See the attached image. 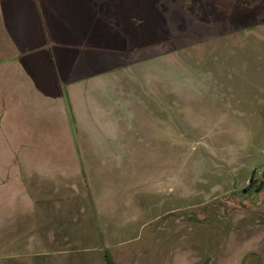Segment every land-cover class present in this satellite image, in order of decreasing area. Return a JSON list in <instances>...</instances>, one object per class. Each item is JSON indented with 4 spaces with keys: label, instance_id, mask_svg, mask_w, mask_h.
I'll list each match as a JSON object with an SVG mask.
<instances>
[{
    "label": "rangeland",
    "instance_id": "374dc122",
    "mask_svg": "<svg viewBox=\"0 0 264 264\" xmlns=\"http://www.w3.org/2000/svg\"><path fill=\"white\" fill-rule=\"evenodd\" d=\"M25 2L0 0V264H264V0H93L118 40L88 46L58 39L80 3ZM76 47L105 72L50 101Z\"/></svg>",
    "mask_w": 264,
    "mask_h": 264
},
{
    "label": "crops",
    "instance_id": "0c3cea01",
    "mask_svg": "<svg viewBox=\"0 0 264 264\" xmlns=\"http://www.w3.org/2000/svg\"><path fill=\"white\" fill-rule=\"evenodd\" d=\"M62 1H66L67 3L70 1V3L74 4V3H80L83 7H85V9L88 11H83L86 14V17H84L83 19L78 21H75L74 23H72V25H75V28H63L60 33L58 34L60 38V41H62L61 39L67 37L66 35L71 36L73 39H70L72 41H76V42H83L84 44L90 42L92 39H94V36H98L97 38H99V36L101 37H105L104 39L108 38V36H111V38L114 39V43L116 40H118V37L116 36V33H114V29L111 28V24H109L108 22L105 21H98L95 22V13L92 10H90L88 7L89 5H93V0H62ZM25 5H27V0L24 3ZM26 10L24 12V17L27 20L26 24H25V34L23 35V37L21 36V39L23 41L24 44L29 43L30 39V33H29V22L33 21L34 22V29L36 30L37 34H40V38H42L43 36V32H42V20H43V12L46 13V17L47 19H49V11L48 10H40L37 8H29V7H25ZM57 9V8H56ZM55 9V10H56ZM54 10V11H55ZM15 14V12L13 13ZM58 15V14H56ZM16 19V17L13 18V20ZM14 22V21H13ZM10 26V25H9ZM81 26H85V29H81ZM11 31L13 32V30L15 31L14 25L12 28H10ZM21 31V28H20ZM45 34V31H44ZM15 35V33L13 34ZM68 36V37H69ZM80 36V38H78ZM16 37V36H15ZM40 38L37 37V39L39 40ZM103 40V39H101ZM86 46H88V44H86ZM85 49V48H84ZM34 50V49H33ZM86 51H88L86 49ZM31 52V50H26L25 52L21 53L20 58H22V56L28 55ZM94 53V51H92ZM60 53L61 56H59ZM57 56L66 59V58H72L71 64H69L68 62L65 63L64 65H62L61 68V72L57 71L55 69V66H53L51 64V61L54 62L53 60L50 59L49 55H46L47 60L49 61V69H50V73L52 75L51 78V82H50V87L48 89H51V92L49 93V99L50 101H62V97H63V93L61 92V85H59V81L63 80L66 77V81L68 80H72L74 79L75 81H78L80 79L83 78H89L91 76H95L97 74H101L104 73L105 70H103V65H101V68L97 67L94 70V65L97 64L98 62L95 60V56L90 55L89 54H85V52H82L79 50L78 47L71 49L70 51H63L60 52ZM54 57V56H53ZM81 57V59L79 60V58ZM95 60V61H94ZM40 62V61H39ZM24 63V62H23ZM91 67H93L92 69H90ZM110 68V67H109ZM106 69V67L104 68ZM63 75H61V74ZM49 75V76H51ZM64 77V78H63ZM68 77V78H67ZM65 81V79H64ZM47 92V91H45ZM47 100V99H46ZM73 167V164H71V162H64L61 163L58 167L56 168H46V169H57V170H62V169H71Z\"/></svg>",
    "mask_w": 264,
    "mask_h": 264
},
{
    "label": "trees",
    "instance_id": "16d2710c",
    "mask_svg": "<svg viewBox=\"0 0 264 264\" xmlns=\"http://www.w3.org/2000/svg\"><path fill=\"white\" fill-rule=\"evenodd\" d=\"M251 184L253 185V181L251 182ZM252 185H249V186L252 187ZM258 189L259 190L262 189L261 185L258 187ZM105 259H106L107 264H115L114 260L112 259L110 252H108V251L105 252Z\"/></svg>",
    "mask_w": 264,
    "mask_h": 264
}]
</instances>
